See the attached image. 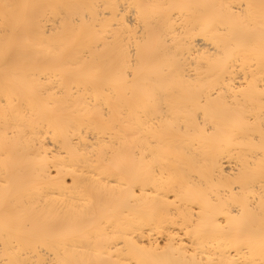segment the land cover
I'll return each instance as SVG.
<instances>
[{
	"label": "bare ground",
	"instance_id": "6f19581e",
	"mask_svg": "<svg viewBox=\"0 0 264 264\" xmlns=\"http://www.w3.org/2000/svg\"><path fill=\"white\" fill-rule=\"evenodd\" d=\"M0 264H264V0H0Z\"/></svg>",
	"mask_w": 264,
	"mask_h": 264
}]
</instances>
